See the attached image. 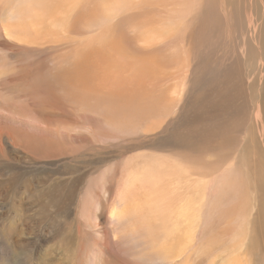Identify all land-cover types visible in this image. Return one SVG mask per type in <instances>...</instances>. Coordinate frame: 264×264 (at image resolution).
I'll return each mask as SVG.
<instances>
[{
    "label": "rangeland",
    "instance_id": "rangeland-1",
    "mask_svg": "<svg viewBox=\"0 0 264 264\" xmlns=\"http://www.w3.org/2000/svg\"><path fill=\"white\" fill-rule=\"evenodd\" d=\"M14 1L0 0V132L9 135L0 136V264H117L112 252L131 264H163L150 226L111 214L120 184L131 176L142 196L150 186L134 176L161 158L189 167L195 183L184 195L174 184L158 187L155 198L187 197L202 212L178 262L210 264L214 255L211 264H221L240 231L248 264H264V0H201L205 19L182 20L167 15L165 0H124L114 15V0ZM156 17L191 31L175 45L194 74L171 77L166 68L155 78L149 61L130 55L126 40L140 39L139 19ZM161 51L147 55L165 59ZM178 83L183 97L174 95ZM121 119L129 120L122 137L97 128ZM252 136L259 141L250 145ZM199 183L206 188L195 193Z\"/></svg>",
    "mask_w": 264,
    "mask_h": 264
},
{
    "label": "bare ground",
    "instance_id": "bare-ground-1",
    "mask_svg": "<svg viewBox=\"0 0 264 264\" xmlns=\"http://www.w3.org/2000/svg\"><path fill=\"white\" fill-rule=\"evenodd\" d=\"M14 1V0H12ZM44 1V0H42ZM153 1V0H152ZM165 1H169L170 7H171V13L167 14L168 16L170 15V17H172L173 19H178V20H182V19H205V3L201 0H165ZM15 5L12 6H16V2L18 1H14ZM20 2V1H19ZM18 2V5H19ZM124 2V0H114V3H110L112 4L111 9H109L111 12L114 14H117L119 12V10L121 9V3ZM126 2H129L128 0H126ZM11 3V2H8ZM107 3V2H106ZM109 3V5L107 6H111ZM7 7H9V4H7ZM263 5V4H262ZM11 6V7H12ZM39 6V5H38ZM6 7V8H7ZM21 7V6H20ZM40 7V6H39ZM110 8V7H108ZM8 9V8H7ZM231 12V11H230ZM104 13V12H103ZM102 13V14H103ZM108 13V12H106ZM193 13V15H192ZM16 14V13H15ZM145 14V13H144ZM14 15V14H13ZM11 16L10 19L6 20L4 30L5 33L9 35H12L14 33V28L12 27L13 25H15L17 23V19H15L14 16ZM105 15V14H104ZM142 15V14H141ZM137 15H135L136 17ZM112 17V16H111ZM110 17V18H111ZM133 17V16H131ZM139 17V16H138ZM136 17V18H138ZM162 17V16H161ZM18 18V17H17ZM123 18V17H122ZM130 18V16H129ZM135 18V20H136ZM169 18V17H168ZM91 20V19H90ZM96 20V19H95ZM132 20V19H130ZM141 18L139 19V31H142V34L140 35V39L135 41L134 39H131L130 37H128V33H127V37L129 38V40L127 42V50L129 51L130 55L132 57L135 58H139V60L141 62H143V60H147L151 63V66L149 67V73L152 77H154L155 75L159 74L160 72H162L164 69L167 68L166 70V75H170L171 77H175L178 76L181 72L185 71L188 66L189 63H187V61H185L182 58V53L180 50L177 49L175 42L178 39V37L185 35L186 37H188L189 39L192 38V33L190 30L183 28L182 31L179 32H175V30H173V28L168 25V19H161L159 17H156V20H153L151 18H146L144 19L142 22H140ZM112 21V20H111ZM138 21V19L136 20ZM93 22V21H92ZM133 22V20H132ZM185 22V21H182ZM110 23V22H109ZM131 23V22H130ZM138 23V22H136ZM118 24V23H117ZM97 25V23H96ZM112 25V24H111ZM130 25V24H129ZM135 26V24H131V26ZM137 25V24H136ZM172 25V24H171ZM107 26V25H106ZM105 26V27H106ZM98 27V26H97ZM108 27V26H107ZM116 27V25H115ZM83 28V27H82ZM104 29V28H103ZM3 30V31H4ZM77 30V29H76ZM135 31L138 30V26L136 27V29L134 28ZM134 30H129V31H134ZM112 31V30H111ZM115 31V30H114ZM208 31V30H207ZM80 32V31H79ZM100 32V31H99ZM139 33V32H138ZM5 34V35H7ZM109 34V33H108ZM133 34V33H132ZM138 35V34H137ZM212 35V34H211ZM130 36V35H129ZM19 37V36H18ZM112 37V35H111ZM123 38L124 39H128V38ZM134 37V36H131ZM16 38V37H15ZM100 38V37H99ZM139 38V37H138ZM131 39V40H130ZM122 40V41H123ZM201 41V40H200ZM118 43V42H116ZM115 43V44H116ZM122 43V42H121ZM190 43V42H188ZM114 44V45H115ZM124 45V43H123ZM205 45V44H204ZM118 46V45H117ZM114 47V46H113ZM123 49H125L124 46H122ZM167 49V51H161L162 53H164L163 55H165V59L162 58V60L160 59H152L149 55H147V53L149 54V52L155 51L157 49ZM118 50V48H117ZM79 51V50H78ZM139 52L140 55H139ZM128 53V54H129ZM156 53H160V52H156ZM161 54V53H160ZM129 55V56H130ZM155 55V54H154ZM158 55V54H157ZM123 56V55H122ZM153 56V55H152ZM141 57V58H140ZM154 57V56H153ZM159 57V56H158ZM127 60V58H126ZM129 60V58H128ZM133 60V59H132ZM131 60V62H132ZM139 60L137 59V61L139 62ZM79 63V59L77 60ZM118 61V60H116ZM115 62V59H114ZM127 62V61H125ZM125 62H124V66H125ZM77 63V64H78ZM116 63V62H115ZM121 63V61H120ZM148 63V62H147ZM81 64L79 63V67ZM122 65V64H121ZM135 65V64H134ZM78 66V65H77ZM85 66V64H84ZM83 66V67H84ZM112 66V64H111ZM123 66V67H124ZM128 66V63H127ZM143 66V65H142ZM82 67V68H83ZM87 66H85V68H83L84 70ZM130 67V66H129ZM102 68V67H101ZM193 65L187 69V71H191L192 74H194V69H193ZM77 69V68H76ZM82 69V70H83ZM93 69V68H92ZM124 69V68H123ZM79 70V68H78ZM119 70V69H118ZM130 70V69H129ZM68 71V70H67ZM93 71V70H92ZM102 71V69H101ZM186 71V72H187ZM66 72V71H65ZM83 73V71H81ZM109 71H107L108 73ZM81 73V74H82ZM104 73V72H103ZM190 73V72H189ZM128 74V73H127ZM70 75V74H69ZM87 75V74H86ZM188 75V73H187ZM72 76V75H71ZM83 76V75H82ZM93 76V75H92ZM65 77H69L68 76V72L65 75ZM94 77V76H93ZM160 77H165L164 75L160 74L155 76V78H160ZM73 78V77H72ZM106 78V76H104V79ZM110 78V76H109ZM65 79V78H64ZM85 79V78H84ZM145 79V78H144ZM67 80V79H66ZM66 80H63L66 81ZM69 80V81H68ZM67 81L70 84H74L70 82V79H68ZM74 80V79H72ZM71 80V81H72ZM76 80V79H75ZM103 80V79H102ZM107 80V78L105 79ZM162 80V78H161ZM168 80V79H167ZM61 82V81H60ZM104 82V81H103ZM107 83V81H105ZM165 82V81H164ZM182 83V82H181ZM181 83H178V85L176 84V88H175V93L174 95H179L181 97H183L184 92L179 90V85ZM77 84V83H76ZM166 84V82H165ZM66 85V84H65ZM71 85V86H72ZM87 85V84H86ZM101 85V84H99ZM120 85V84H119ZM159 85V84H158ZM161 85V84H160ZM89 86V85H88ZM111 86V85H109ZM162 86V85H161ZM63 87V86H62ZM74 87V86H72ZM98 87V86H97ZM104 89H105V85H103ZM118 87V86H117ZM88 88V87H87ZM107 88V87H106ZM164 88V87H163ZM174 88L173 85L171 86L170 89ZM71 89V87L69 88ZM100 89V88H99ZM108 89V88H107ZM77 90V89H76ZM81 90V89H80ZM83 90V89H82ZM86 90V88L84 89ZM101 90V89H100ZM103 90V89H102ZM111 90V88H110ZM171 91V90H170ZM75 92V91H74ZM79 92V91H78ZM83 92V91H81ZM79 92V93H81ZM90 92V91H89ZM119 92V91H118ZM173 92V91H172ZM73 93V91H72ZM78 93V95H79ZM102 93V92H101ZM112 93V92H111ZM160 93V92H159ZM161 93H163L161 91ZM83 94V93H82ZM89 95V94H88ZM104 95V94H102ZM101 95V96H102ZM153 95V94H152ZM159 95V94H158ZM165 95V94H164ZM189 95V94H188ZM118 96V95H117ZM125 96V95H124ZM127 96V95H126ZM173 96V95H172ZM114 97V96H113ZM134 97V96H133ZM142 97V96H141ZM157 97V96H156ZM161 97V96H159ZM175 97V96H174ZM143 98V97H142ZM187 98V97H186ZM148 99V98H147ZM159 99V98H158ZM162 98H160L161 100ZM109 100V99H108ZM110 101V100H109ZM137 101V100H136ZM145 101V100H144ZM175 101V100H174ZM133 102V101H131ZM142 102V101H141ZM166 102V101H165ZM169 102V101H168ZM209 102V101H208ZM145 103V102H143ZM178 103V102H177ZM110 104V103H109ZM154 104V103H153ZM152 105V104H150ZM163 105V103H162ZM168 105V104H166ZM173 106V105H172ZM129 107V106H128ZM170 107V106H167ZM139 108V107H138ZM144 108V107H143ZM162 108V107H161ZM164 108V107H163ZM127 109V108H126ZM134 109V108H133ZM140 109V108H139ZM146 109V108H144ZM166 109V107H165ZM173 108L171 107V110ZM116 110V109H114ZM125 111V109L123 110ZM122 111V114H124L125 112ZM138 111V110H137ZM165 111V110H164ZM167 111V110H166ZM165 111V112H166ZM109 112V111H108ZM116 112V111H115ZM136 112V111H135ZM121 113V112H120ZM128 113V112H127ZM144 113V112H143ZM167 113V112H166ZM118 114V112H117ZM121 114V115H122ZM139 114V113H138ZM150 114V113H149ZM168 114V113H167ZM116 115V114H115ZM120 115V114H119ZM120 115V116H121ZM167 116V115H166ZM113 117V115H112ZM155 117V116H154ZM156 118V117H155ZM114 119V118H113ZM112 119V120H113ZM158 120V118H157ZM262 121V119H260ZM129 120H125V119H121L118 121H111L108 123H102L97 121V128H100V133L101 135L103 134L104 136H112L114 138L116 137H122L124 134H121V129L123 128V124L126 123ZM154 121V120H153ZM264 121V119H263ZM263 121L261 122L262 125H264ZM155 123V122H154ZM159 123V122H157ZM17 127V126H16ZM159 128V127H158ZM54 131V128L52 129ZM10 132V131H9ZM93 132V131H92ZM6 134H4L3 132H0V136H5L6 138H9L8 132H5ZM41 133V132H40ZM59 130H58V134H59ZM94 133V132H93ZM12 134V133H10ZM15 134V133H14ZM55 134V133H54ZM92 134V133H90ZM44 135H46L44 133ZM60 135V134H59ZM17 136V135H16ZM19 136V135H18ZM35 136V135H34ZM92 136H94V134H92ZM91 136V137H92ZM96 136V135H95ZM94 136V137H95ZM260 136L263 137L264 139V128H263V132L260 134ZM259 136V137H260ZM4 137V138H5ZM31 137V136H30ZM34 138V137H33ZM55 138V137H54ZM58 138V137H57ZM251 140H249L251 142L250 145L254 144L256 142V140L259 141V139H255L254 136L250 137ZM15 139V138H14ZM24 139V138H23ZM28 139V138H27ZM92 139V138H91ZM16 140V139H15ZM57 140V139H56ZM9 141H13L10 140ZM45 141V140H44ZM30 142V141H29ZM36 142V141H35ZM49 142V141H48ZM44 143V142H43ZM52 143V142H51ZM34 145V144H33ZM32 145V146H33ZM42 145V144H41ZM39 145V146H41ZM54 145V143H53ZM49 146V144H48ZM35 148V147H34ZM157 150V149H156ZM52 151V150H51ZM55 151V150H54ZM53 152V151H52ZM195 152V150H194ZM46 153V152H45ZM44 153V154H45ZM176 155V153H174ZM172 154V155H174ZM156 155V154H155ZM169 155L170 158V153L167 154ZM161 157V156H160ZM167 157V156H166ZM159 158V157H158ZM168 158V159H169ZM173 158V157H172ZM182 158V157H181ZM155 160V159H154ZM185 160V159H184ZM196 160V159H195ZM180 161V160H179ZM138 162V161H137ZM153 165L152 168L151 167H144L143 169H141L140 171H138L139 173L134 176V177H138L140 178V183L139 184H146L150 187L144 188V192L142 196H139L137 194V196H135V192H134V184L136 183V179H131V176L127 179L126 177V181H124L122 184H120L119 188H117L116 190V198L118 200V205H116L112 210H111V214L116 220H126L129 218L130 215H134L135 220H138V222L146 227L150 226V228L148 229V231L152 232L151 234V238L153 239V241L156 242V244H154L155 246V253H156V257L163 263V264H180L178 262L179 257L183 256L184 250L187 247L186 243H189L190 238L187 237L189 234V225L191 222H193V220L195 218H199V216L202 215V212L199 211V208L196 206H190L189 205V198L187 197H183L180 199L179 203H168L166 204L164 202V200L162 199V196H156L157 198H155V196L153 195V193H158V187L160 188V192L163 193L164 192V188L163 186L167 185V184H174L176 186V189L180 190L182 195L184 190H186V188L191 189L192 188V182H194V180H192V177L190 178V171H188L190 168L189 167H184V166H176V163H174L173 165L164 162L163 158L158 159V161H152L151 162ZM150 163V164H151ZM186 163V162H184ZM189 163V162H188ZM136 164V163H135ZM172 166V167H171ZM193 166V165H192ZM171 167V168H170ZM134 168V167H133ZM170 168V169H169ZM198 169V168H197ZM202 169V168H201ZM169 170V171H168ZM127 171V170H126ZM168 171V172H167ZM137 172V170H136ZM135 172V168L134 170L130 171L129 174L134 175L136 174ZM134 173V174H133ZM128 174V173H127ZM198 174V173H197ZM201 174V173H200ZM194 176V175H192ZM103 177V176H102ZM223 179V178H222ZM209 181V179H207ZM138 181V182H139ZM93 183V182H91ZM195 183V182H194ZM193 183V184H194ZM198 184V183H196ZM145 185V186H146ZM202 183H199L198 186H196L194 191L195 193L197 192H202L201 190L206 188V185L201 186ZM137 186V185H136ZM225 186V184H224ZM138 187V186H137ZM142 187V185H141ZM139 187V188H141ZM194 188V186H193ZM84 189V188H83ZM87 191H90L91 185L87 186ZM174 187H172V191H173ZM93 190V189H92ZM91 190V191H92ZM83 191V190H82ZM191 191V190H190ZM204 191V190H203ZM82 193V192H81ZM86 193V192H83ZM91 193V192H90ZM140 193V192H139ZM146 193L148 195H150L151 200L149 198H144V196L146 195ZM205 193V192H204ZM208 193V192H207ZM92 194H94L92 192ZM187 194V192H186ZM83 195V194H82ZM115 196V195H114ZM207 196V195H206ZM82 197V196H81ZM204 198V197H203ZM115 199V198H114ZM116 200V201H117ZM205 201V200H204ZM94 205V203H93ZM91 206V205H90ZM92 208V207H91ZM93 209V208H92ZM151 211H150V210ZM160 210L158 212V214L163 216L161 218L158 217L157 211L155 210ZM208 209V208H207ZM85 210V209H84ZM87 210V209H86ZM187 210L189 211V213L187 214ZM148 211V212H146ZM81 213V211H80ZM86 213V212H85ZM150 216H149V214ZM83 214V212L81 213ZM187 216H189V221L187 219ZM235 218V217H234ZM233 218V219H234ZM193 219V220H192ZM231 219V217H230ZM229 219V220H230ZM231 222V221H230ZM233 223V222H232ZM171 225L170 227L168 225ZM231 225V224H230ZM186 227V228H185ZM171 228V230H170ZM173 228L176 231L181 232L182 234L176 233L173 231ZM185 228V230H184ZM229 228V227H228ZM239 231V230H238ZM184 234V235H183ZM107 236V235H106ZM236 239L233 240V243L231 244L230 248L228 251H226L227 253L225 255H222L219 259H217L216 261L221 262V264H248V259L246 256V252L242 253V248L244 246V240H245V234L242 232H238L236 235ZM111 237V236H110ZM81 238V237H80ZM108 240V239H106ZM91 243V242H89ZM109 246H108V250L111 251L113 250L114 246L113 243L111 241V239H109ZM88 244V243H87ZM115 249V248H114ZM227 250V249H226ZM87 251V250H86ZM116 251V250H115ZM112 254L115 255V257L113 258V262H116L117 264H131L128 260L122 258L121 256H119L118 254H116V252H112ZM214 255L212 258V261H214ZM93 259V258H92ZM98 260V258H97ZM91 260L88 261V264H93L92 262H90ZM212 261L210 262V264L212 263ZM178 262V263H177ZM185 264H190L189 261H187Z\"/></svg>",
    "mask_w": 264,
    "mask_h": 264
}]
</instances>
